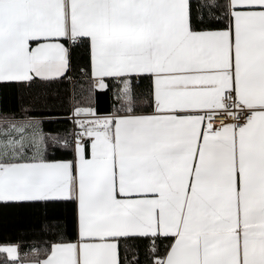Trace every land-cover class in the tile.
Instances as JSON below:
<instances>
[{"label": "snow or ice", "instance_id": "1", "mask_svg": "<svg viewBox=\"0 0 264 264\" xmlns=\"http://www.w3.org/2000/svg\"><path fill=\"white\" fill-rule=\"evenodd\" d=\"M6 223L46 247L0 264H264V0H0Z\"/></svg>", "mask_w": 264, "mask_h": 264}, {"label": "trees", "instance_id": "2", "mask_svg": "<svg viewBox=\"0 0 264 264\" xmlns=\"http://www.w3.org/2000/svg\"><path fill=\"white\" fill-rule=\"evenodd\" d=\"M17 238L19 241L18 243L20 244L21 253L26 254L24 255L25 260L28 259L40 260L44 258L43 249L46 247L44 241L47 239V237L42 238L39 236H28V235L21 237L17 232ZM32 247L40 249V252L39 253L33 252L31 250ZM0 259H2V257H0Z\"/></svg>", "mask_w": 264, "mask_h": 264}, {"label": "crops", "instance_id": "3", "mask_svg": "<svg viewBox=\"0 0 264 264\" xmlns=\"http://www.w3.org/2000/svg\"><path fill=\"white\" fill-rule=\"evenodd\" d=\"M17 226L13 223H6L0 227V244L4 243H18ZM43 259V258H42ZM40 259V260H42ZM27 261H35L28 259Z\"/></svg>", "mask_w": 264, "mask_h": 264}]
</instances>
